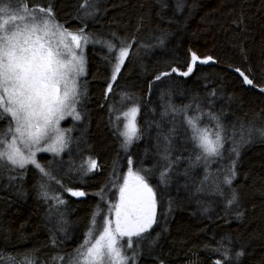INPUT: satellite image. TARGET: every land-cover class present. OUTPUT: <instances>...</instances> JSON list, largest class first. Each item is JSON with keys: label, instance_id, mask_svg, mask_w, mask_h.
<instances>
[{"label": "trees", "instance_id": "1", "mask_svg": "<svg viewBox=\"0 0 264 264\" xmlns=\"http://www.w3.org/2000/svg\"><path fill=\"white\" fill-rule=\"evenodd\" d=\"M26 3L29 8L51 7L54 20L66 31L84 32L101 40L86 49V98L70 146L72 149L75 140L83 143L85 158L80 168L88 176L81 181L77 178L79 183L73 186L85 195L64 192L67 200L59 205L53 192L56 188L49 192L48 179L39 169L4 163L0 176V264H24L25 258L34 264H71L95 228L100 195L115 171L126 175L129 169L137 170L143 152L151 156L153 166L162 168L159 158L168 148L165 137L158 136L167 132L165 118L180 127L174 126L173 132L181 139L184 133L191 135L186 115L199 117L202 126L214 130L205 116H215L225 137L235 135L231 189L224 198L209 201L198 179L184 177L179 186L171 188L173 199L184 188L179 201L170 203L166 192H158L157 199L163 203L152 227L165 214L168 218L166 223L158 222L160 243L151 254L142 253L139 264H264V0ZM107 44L116 49L130 45L114 81L118 52H109ZM193 53L212 61H197L189 75H180L192 65ZM173 68L177 71L172 72ZM165 72L171 75L156 79ZM241 72L252 80V87L245 85ZM129 107L139 110L138 131L125 145L120 134L125 124L121 114ZM182 109H187L184 119H173L174 112ZM10 125L9 116L0 119V136ZM53 158L41 155L39 162ZM91 160L96 168L88 170ZM154 176V184L161 190L162 174L156 171ZM46 184L47 189H42ZM233 194L235 202L229 204ZM55 210L66 212V224L72 228L70 238L50 230L48 217Z\"/></svg>", "mask_w": 264, "mask_h": 264}, {"label": "snow or ice", "instance_id": "2", "mask_svg": "<svg viewBox=\"0 0 264 264\" xmlns=\"http://www.w3.org/2000/svg\"><path fill=\"white\" fill-rule=\"evenodd\" d=\"M16 3L23 6L13 7L11 0H0V119L7 114L12 125L9 128L10 138L0 136V161L7 160L21 169L31 164L51 180L54 177L37 161L36 154L51 152L59 155L67 146L65 131L59 127V122L66 115L75 113L78 103L76 78L85 71L82 43L86 44L88 37L82 32H67L56 24L51 7L29 8L26 0H16ZM54 37H58L55 43ZM107 46L109 52H118L114 57V81L129 54L130 45L119 49L113 44ZM77 49L81 51L77 52ZM191 59L192 65L180 75H189L197 61L204 64L212 61L211 57L200 58L194 53ZM171 71L176 72L177 69ZM240 74L244 76L243 72ZM167 75L171 73H162L156 79ZM244 82L253 83L247 76H244ZM108 90L111 91V85ZM138 111V108L131 107L121 114L125 124L120 134L125 137V145L136 138ZM74 119H80L78 113ZM212 119L216 121L215 130L199 126V117L187 121L192 132L191 139L205 159L220 155L223 146L222 126L217 117ZM261 134L264 135V132ZM199 159L200 155L197 156ZM95 168L96 162L91 160L88 170ZM234 175L231 171L224 183L230 185ZM41 187L45 189L46 185ZM68 191L73 196L85 195L79 191ZM43 194L48 196L46 190ZM56 199L63 203L58 197ZM235 199L233 194L228 203H234ZM155 205L152 189L142 176L129 169V179H125L120 188V203L111 209L115 212V226L108 219L95 235L90 232L89 238L77 249L71 264H105L106 258L107 264H127L128 257L122 249L132 247L131 238L139 237L151 228L155 222ZM122 237H128L126 245L119 244ZM24 264L34 262L25 258ZM217 264L220 262L217 261Z\"/></svg>", "mask_w": 264, "mask_h": 264}, {"label": "rangeland", "instance_id": "3", "mask_svg": "<svg viewBox=\"0 0 264 264\" xmlns=\"http://www.w3.org/2000/svg\"><path fill=\"white\" fill-rule=\"evenodd\" d=\"M11 2L13 7H17L14 0H11ZM20 6L22 7L23 4H21ZM55 23L60 25L56 21ZM76 33H80V32H76ZM82 33L88 37V42L86 44L82 43V55H83V63H84L85 71L83 75H80L76 78L78 103H76L75 105V113L73 115H66L65 118L59 122V127L65 131V139L67 141V146L64 148L62 152H60L59 155H55L54 153L51 152H37L36 154V159L38 162L40 161L39 156L41 155H48L51 158L55 157L53 159H49L43 161L42 163L40 162L39 163L41 164L42 167H44L47 171H49L54 177V179L50 180L44 176L46 179H48L49 192L53 191L52 188H56V191H53L54 195L55 197H58L59 200H62L63 203L67 200L65 193L68 192L71 193L70 191H68L69 189L71 191H74L73 186L79 183L77 178H79L81 181V180H85L88 176L83 172H81V168H80V162L85 158L83 147H81L83 143H81V141L75 140L72 149H70V146H71L72 136L74 135L76 130L78 131L79 129L77 124L81 120V118L79 120L74 119V115L78 113L79 116L81 117L80 108L86 98V86L84 83V78L86 76V71H87L86 49L89 45H94V43H98L101 40H96L95 37L90 36L84 32ZM56 39H58V37L53 38L54 43ZM76 51L80 52L81 49H77ZM69 86L71 87V82H69ZM128 109H130V107ZM185 111L187 112V109L175 111L173 119L182 121V119H184V115L186 114ZM5 115L8 117L7 114ZM137 117H138V113L136 115V126H137ZM190 118L193 117L186 115L185 125L187 124L186 126L191 132V129L187 123V121ZM165 119L167 120L165 121L167 132L162 133L161 135L158 136V137H165L166 145L168 148L165 156L163 155L164 157L161 156L159 158V162L163 165V167L157 169V167L153 166L151 156H148L146 153L143 152L142 156L138 157L137 159L136 162L137 170H133L132 172L138 173L140 176H142L151 189L157 187L155 189L156 191L155 194H157L160 191L166 192L169 195L168 202L170 203H174L177 199L178 201L179 199H181L184 188L177 193L175 199L171 197L172 194L171 188L174 185L179 186L180 184L178 183V181L184 179V177H187V179L190 177H194V179H198L199 183L201 184L205 192V196L209 201H215L224 198V195L230 192L231 184H232V182L230 185L224 183V180L226 176L231 174V171L234 168V164H235L234 156L232 152L233 151L232 146L235 141V135L231 134L229 137H225L224 134L222 133L223 146L220 148V155L207 157L205 159L201 155V150L199 148L195 146L196 149H194L195 144L191 139L192 132L191 135L189 133L187 134L184 133V135H181V139H180V137L175 136L173 132L175 130L174 126L175 127L178 126L174 125V123L170 119L167 118ZM205 121L207 124H211L216 128V121L213 120L211 116L206 115ZM11 126L12 125H10V127ZM199 126L204 127L200 123ZM72 127H74V129ZM3 137H7V138L11 137L9 128L7 129ZM79 137L82 138V133L80 134ZM42 143H44V141H42ZM222 154L224 155L223 159H222ZM198 155L201 156V159L199 160H197ZM4 163H9V162H7V160L0 161V176H1V170L4 167L3 165ZM140 168H142L144 171H140ZM156 171H159L162 174V176H160V181L162 184L161 190L158 189L159 187L157 184H154V180L156 178L154 175ZM189 171L192 172V174L189 175L188 174ZM124 176L126 175L123 171L121 173L116 170L112 176V181L102 191L100 195L101 206L96 210V213L94 215L93 222L95 228L92 229L93 231L92 230L90 231L93 233V235H95V232L103 226L105 220L108 219L112 220L113 227L115 226L114 223L116 219L115 212L112 211L111 209L114 205L120 203V188L124 184L123 182ZM46 189H47V184H46ZM57 189H59V191H57ZM57 203L59 205L62 204L59 203L58 200ZM157 203H158V208H160V206H162L163 201L157 199ZM52 213L48 217L50 230L54 234H58L61 237L70 238L72 235L71 233L72 228L71 226L68 227V225L66 224V222L68 221V216L67 214H65L66 212L55 210ZM159 218L160 216L158 217V219ZM167 218H168V214L167 215L165 214L161 218V221L158 220L157 224L154 227H152L150 230L142 233L141 236L139 237L133 236L131 238L133 241L132 247L130 248L126 246L123 247L122 251L128 257L127 264H139L140 256L142 253L144 252L150 254L152 253L153 249L156 247L158 243H160L162 239L159 223L160 225L163 224L164 222L166 223V221L164 220H167ZM88 238L89 235L87 236L86 239ZM127 241H128V237L119 238V244L121 245H126ZM76 255L74 256V258L76 257ZM105 264H107V258L105 259Z\"/></svg>", "mask_w": 264, "mask_h": 264}, {"label": "flooded vegetation", "instance_id": "4", "mask_svg": "<svg viewBox=\"0 0 264 264\" xmlns=\"http://www.w3.org/2000/svg\"><path fill=\"white\" fill-rule=\"evenodd\" d=\"M125 179H129V174H126V176H124L123 182H124ZM148 186H149V185H148ZM152 191H153V193H154V195H155V201H156V205H155V207H156L155 222H156V219H157V216H158V213H159V210H158V203H157V194H155V193H156L155 188H154V189L152 188ZM155 222H154V223H155ZM154 223H153V224H154ZM153 224H152V226H153ZM152 226H151V227H152ZM149 229H150V228H149ZM149 229H148V230H149Z\"/></svg>", "mask_w": 264, "mask_h": 264}, {"label": "water", "instance_id": "5", "mask_svg": "<svg viewBox=\"0 0 264 264\" xmlns=\"http://www.w3.org/2000/svg\"><path fill=\"white\" fill-rule=\"evenodd\" d=\"M244 76H245V74H244ZM244 76H241L242 79H243V81H244ZM244 83H245V82H244ZM245 85L248 86V87H252L253 84H247V83H245ZM109 92H110V91L108 90L107 97H108V95H109ZM155 213H156V207H155Z\"/></svg>", "mask_w": 264, "mask_h": 264}, {"label": "bare ground", "instance_id": "6", "mask_svg": "<svg viewBox=\"0 0 264 264\" xmlns=\"http://www.w3.org/2000/svg\"><path fill=\"white\" fill-rule=\"evenodd\" d=\"M75 127V126H74ZM74 127H72L73 129H74ZM76 132H77V130H76Z\"/></svg>", "mask_w": 264, "mask_h": 264}]
</instances>
